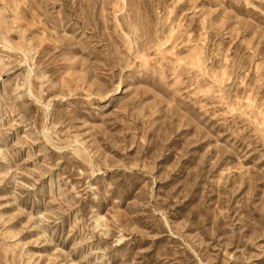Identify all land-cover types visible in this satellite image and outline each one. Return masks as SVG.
<instances>
[{"label":"rangeland","instance_id":"rangeland-1","mask_svg":"<svg viewBox=\"0 0 264 264\" xmlns=\"http://www.w3.org/2000/svg\"><path fill=\"white\" fill-rule=\"evenodd\" d=\"M0 264H264V0H0Z\"/></svg>","mask_w":264,"mask_h":264}]
</instances>
